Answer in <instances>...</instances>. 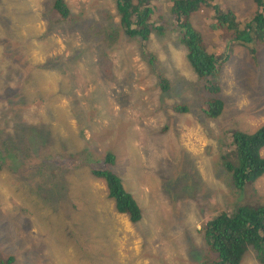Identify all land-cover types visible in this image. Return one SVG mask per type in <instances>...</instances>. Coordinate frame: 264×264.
<instances>
[{"label": "rangeland", "instance_id": "obj_1", "mask_svg": "<svg viewBox=\"0 0 264 264\" xmlns=\"http://www.w3.org/2000/svg\"><path fill=\"white\" fill-rule=\"evenodd\" d=\"M43 1L0 0L1 73L21 57L45 68L44 75L19 79L16 85L23 110L36 112L33 121L21 113L22 118L12 116L11 100L0 107L2 140H14L13 148L26 140V156L40 163L25 178L20 169L8 170L5 150L0 152V252L13 256V264H214L215 255L195 230L222 211L264 202L259 199L264 174L238 190L218 162L220 153H229L234 132L253 134L264 126V35L252 34L247 47L230 48L225 37L209 34L213 12L199 0L194 16L200 21L194 26L205 38L206 50L216 57L231 54L220 73L224 107L216 118H208L200 106L210 97L188 63L179 32L166 34L168 27L161 41L151 45L155 72L167 77L171 87L163 92L137 56L138 43L124 36L119 40L125 57L113 56L120 67L92 64L84 70L83 62L98 44L118 38L108 26L117 20L114 0H67L79 19L53 13L60 25L50 34ZM172 2L149 0L147 23L164 14L161 24L171 25V12L164 8ZM221 3L233 5L245 22L254 17L255 5L244 11L240 0ZM69 59L74 61L67 69ZM122 96L123 105L117 102ZM179 104L190 111L178 114L174 106ZM108 152L114 164L101 162ZM188 153L195 156L202 188L193 197L187 185L185 194L182 186H173L167 196L161 188L166 179L159 178L183 169L197 177ZM99 168L121 179L141 209L140 221L131 223L115 211L105 183L90 174ZM21 184L32 189L29 195L15 190ZM9 201L20 207L7 209ZM240 264L262 263L250 249Z\"/></svg>", "mask_w": 264, "mask_h": 264}, {"label": "trees", "instance_id": "obj_2", "mask_svg": "<svg viewBox=\"0 0 264 264\" xmlns=\"http://www.w3.org/2000/svg\"><path fill=\"white\" fill-rule=\"evenodd\" d=\"M208 1L210 2L209 4ZM208 1L206 0L207 5L213 12V16L208 20L210 21L209 27H207L209 34L218 33L225 37L229 42L230 48L236 45L247 47V45L253 42L252 34L258 37L264 35V0H240L244 11L248 8V5H255L254 17L248 18L246 22L245 18H243L244 14L239 13L233 5H228L229 8H227L224 3H221V0ZM114 2L119 23L123 25L116 29L118 39L124 36L131 40V42L138 43L140 48L144 42L149 40L150 30L147 28V21L151 17L152 11L148 6L149 0H115ZM198 2L199 0H184L181 5L172 3L170 6H167V11L171 12V25H163V22L161 24L160 19L155 24L157 34L160 37L164 35L168 27L176 34L179 32V42L187 50L186 57L190 67L202 81L201 86L204 91L207 92L209 97L213 96L205 100L201 104L200 109L208 118H216L224 107V102L220 96L222 64L231 57V54L225 52L224 57H216L206 50L204 44L205 38L192 26L191 21L188 20L195 19L196 23L200 21L199 17L193 15ZM202 3L204 4L205 0ZM196 11H200V7H197ZM64 12L69 13L65 3L61 0H53L52 8L47 9L45 14L47 19L46 25L48 26L46 34H50L56 26L60 25L58 21L53 20V13H56L57 17L69 15ZM2 13L4 11L0 9V15ZM129 16H131V20ZM73 19L74 17H72ZM211 26H214L217 30L211 29ZM254 52L256 54L257 50H254ZM73 61V59L68 60L67 69H70V63ZM253 63L257 66L256 60ZM104 64L107 67L112 66L110 62H104ZM148 65L149 67L154 66L153 56L149 57ZM41 69H45L44 66H41ZM166 78L159 77L160 82L158 86L163 92H167L170 89L169 81ZM18 80L19 76L12 75L9 70L4 73L0 71V90H2L0 107L8 104L11 100L9 105L11 109L9 111H16L12 116L18 118H22L23 116L28 119L23 110L24 98L18 93L16 88ZM117 102L122 105L126 104L123 96L117 99ZM174 111L182 114L189 112V108L179 104L174 106ZM35 113V111L31 110L29 118L34 119ZM35 136L34 138L36 139L38 136L36 134ZM4 137H6L5 134L0 133V152L5 150L10 162L7 165L8 170L20 169L25 178L28 175H33L40 166V163L31 156H26L25 150L22 149L24 145L29 151L26 140L25 142H21L22 144L18 147L13 148L10 144L14 140H2ZM263 150L264 126L260 127L253 134L242 131H236L232 134L230 151L225 155L220 153L218 155V162L230 174L231 184L235 188L241 190L246 183L255 182L263 176L264 156L261 154ZM188 154V162L198 173L197 177L189 170L183 169L180 174H172L159 178L161 180L166 179L163 181L161 188L162 192L167 196L173 192L174 187L180 186H182V191L185 194V189L183 188L185 185L190 188V194H193V197L194 194L201 190L202 187L198 184V182L201 183L200 169L194 160L195 156L191 153ZM114 160V155L108 152L101 162L113 164ZM90 174L105 182L107 197L113 201L115 210L118 213L126 214L132 223L140 221L141 209L131 194L125 191L122 181L118 176L105 168L93 169ZM18 190L24 196H27L31 193L30 190L32 189H29L25 184H21ZM259 196L260 201H264V195L259 194ZM193 197L192 200L194 201ZM182 198L181 196V200ZM195 231L200 234L199 237L204 238L207 252L215 255L214 264H240L250 249L256 253V258L264 264V202L256 207L248 205L239 206L233 213L222 211L203 224L201 229ZM0 264H13V257L10 255L3 256L0 252Z\"/></svg>", "mask_w": 264, "mask_h": 264}, {"label": "clouds", "instance_id": "obj_3", "mask_svg": "<svg viewBox=\"0 0 264 264\" xmlns=\"http://www.w3.org/2000/svg\"><path fill=\"white\" fill-rule=\"evenodd\" d=\"M65 3L67 9H68V12H64V13H67V14H70L71 17H74L73 20H77L79 18H77L76 16L72 15L71 14V11H70V8H69V4H68V1L67 0H61ZM115 1V0H114ZM208 1V0H207ZM52 2L53 0H50V2H46V0L43 1L42 3V7H44V12H43V15L46 14V10L47 9H51L52 8ZM184 2V0H173L172 3H175V4H182ZM209 2V1H208ZM115 4V2H114ZM207 4L206 0H205V3H204V6ZM167 6H165L164 10L167 11ZM198 6V4H197ZM78 14V13H77ZM195 14V12L193 13V15ZM164 16V14L162 15V17ZM115 17H116V22L113 24L111 21L112 19L109 21L108 23V26L110 27V29L112 31H116L117 28L123 26V25H120L119 23V18L117 16V12H116V9H115ZM162 17L160 18H157L156 20H159L161 19ZM129 19L131 20V16H129ZM72 20V19H71ZM155 20V22H156ZM189 21H191L192 23V26L195 28V19H188ZM147 28L150 30V33H149V40L144 42L141 47H140V51H139V54L137 55L140 60H142V62L148 67V70H149V75H152L154 76L155 80H158V83L160 82L159 80V77H162L161 74H159V70L155 72V70L158 68L157 67V57L154 53V51L150 50L151 49V45L153 43H155V41H157V43L159 41H161V39L159 38L158 34H157V27H156V24L153 23V24H148L147 23ZM196 29V28H195ZM197 30V29H196ZM170 33H174L172 31V29L170 30V32H167L166 34H170ZM165 34V35H166ZM164 35V36H165ZM179 39H180V35H179ZM26 42L28 43V40L26 39ZM41 42L42 44H46V42H43V40L41 39ZM43 44V45H44ZM181 44V43H179ZM122 43L120 42V40L118 38H108L105 42L104 40L98 44V46L95 47V51L93 53H90L88 54V58H89V61H85L83 62L84 64V70L87 72L89 70V67L93 64V65H100V66H103L105 68H111V69H114V68H117V67H120L122 64L118 61V60H115L114 59V55L118 58L117 54H121L122 56L125 57V53L123 52L122 50ZM186 53H187V50H186ZM150 56H153L154 57V66L153 67H149L148 65V59ZM123 57V58H124ZM22 58V57H21ZM21 58L16 60L12 66L10 67V70L9 72L12 74V75H18L19 76V79L21 80H31L33 78H36V77H40L42 75L45 74V69H41V66H44L43 63L40 65V66H37L35 64L32 63V60L30 59H26L25 61H21ZM188 60V59H187ZM40 61V60H39ZM129 61V59H128ZM97 62H99V64H97ZM104 62H110L112 64L111 67H107L105 66ZM189 63V62H188ZM194 71V70H193ZM110 74L112 75V73L110 72ZM196 74V73H195ZM197 75V74H196ZM163 78V77H162ZM168 80V79H167ZM86 87V86H85ZM84 87V89H85ZM171 88V87H170ZM83 89V90H84ZM213 96H211L210 98H212ZM183 106H186L185 104H181ZM50 107V105H49ZM25 111V116L30 120V121H33V119H30L29 118V112L31 111L30 108H27L24 110ZM190 111V110H189ZM188 113V112H187ZM184 114V113H182ZM186 114V113H185ZM114 164V163H113ZM109 171V170H108ZM113 173V172H112ZM117 176V175H116ZM95 177V176H94ZM263 177V176H262ZM261 178V177H260ZM259 178V179H260ZM95 179H100V178H97L95 177ZM102 180V179H100ZM121 180V179H120ZM103 181V180H102ZM104 182V181H103ZM105 183V182H104ZM106 186V184H105ZM107 189V187H106ZM17 191H20L18 190V187L15 189ZM21 192V191H20ZM22 193V192H21ZM8 208H10L12 205H14V209L15 208H19L20 204L16 201L13 203V201H9L7 203ZM116 211V210H115ZM117 212V211H116ZM118 213V212H117ZM120 214V213H119ZM120 215H125L128 220H129V217L126 215V214H120ZM141 216H142V213H141ZM176 218V216L174 217ZM130 221V220H129ZM132 223V222H131ZM13 257V256H11Z\"/></svg>", "mask_w": 264, "mask_h": 264}]
</instances>
